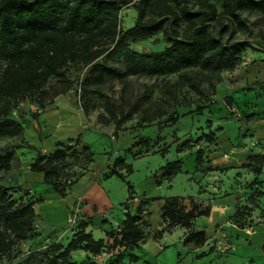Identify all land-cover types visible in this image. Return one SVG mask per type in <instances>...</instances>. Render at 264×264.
Listing matches in <instances>:
<instances>
[{
  "label": "rangeland",
  "instance_id": "374dc122",
  "mask_svg": "<svg viewBox=\"0 0 264 264\" xmlns=\"http://www.w3.org/2000/svg\"><path fill=\"white\" fill-rule=\"evenodd\" d=\"M140 1L132 0V4L145 9L142 21L154 18L161 28L173 29L150 10L161 0ZM207 3L221 13L222 0ZM132 4L120 13L123 31L137 21ZM189 6L192 12L199 8L193 2ZM223 23L226 30L220 38L246 49L233 72L189 71L201 85L199 96L180 84L177 75L128 77L124 84L106 81L83 93L79 84L85 69L78 65L67 74L72 87L62 95L53 97V88L59 83L51 78L41 97L27 96L16 102L9 117L22 131L14 137L0 136V156L12 157L9 171L0 167V183L14 201L33 204L37 221L34 235L4 256L0 264H49L57 247L72 239L81 221L89 224L85 233L103 240L104 248L97 257L72 254V261L111 264L123 252V245L119 237L108 238L106 233L118 229L125 213L122 204L131 213L138 208L142 212L145 243L133 252L138 258L135 264H264V169L260 184L253 185L251 172L245 168L250 157L264 155V15L240 11ZM213 29L217 33L222 30L219 25ZM169 45L157 33L127 44L125 50L157 53ZM122 53L107 64L122 71ZM2 67L0 60V71ZM228 94L242 111L237 110L239 116L234 117L236 110L230 113L235 104H227ZM106 101L114 108L113 118L105 110ZM177 108L181 117L171 125L167 119L177 114ZM152 117L157 118L147 123ZM183 142L188 149L178 153ZM58 148L68 155L59 183L68 187L76 182L65 198L48 191L39 174L29 170L37 152L47 157ZM88 149L94 154L92 161L86 156ZM198 150L202 151L200 166L195 164ZM116 158L132 167L123 180L105 178ZM176 161L181 163L180 173L165 182L163 167ZM213 168L216 170L207 176ZM126 183L134 191L129 202ZM173 197L181 199L187 209L192 202L209 209L215 205L211 219L201 217L194 224L196 231H205V245H213L209 250L199 253L183 246L182 229L164 232L161 207L165 199ZM129 256L125 254L123 264H134Z\"/></svg>",
  "mask_w": 264,
  "mask_h": 264
},
{
  "label": "trees",
  "instance_id": "16d2710c",
  "mask_svg": "<svg viewBox=\"0 0 264 264\" xmlns=\"http://www.w3.org/2000/svg\"><path fill=\"white\" fill-rule=\"evenodd\" d=\"M191 2L198 5L197 11H191ZM130 4L132 0H0V60L3 62L0 71V136L14 137L22 131L21 125L9 117L17 101L27 96L41 97L51 78L58 79L59 83L53 88V97L62 95L72 87L67 74L71 67L78 65L85 69L79 84L83 93L91 86H103L106 81L124 84L128 77L158 79L177 75L180 84L199 96L202 94L201 85L189 71L233 72L246 49V46L230 44L220 38L226 30L223 22H230L240 11L264 15V0H222L221 13H217L207 0H161L154 2L150 10L155 16L167 20L173 29L161 28L154 18L142 21L145 9L141 4H132L137 21L123 31L120 13ZM215 25L222 30L215 32ZM157 33H161L170 44L162 51L136 53L125 50L127 44L143 41ZM119 51H123L122 71L107 64ZM102 58L104 62H100ZM227 104H233L231 97ZM178 109L176 115L167 119L171 125L181 117ZM105 110L110 118L115 116L109 101H106ZM156 118H149L146 122L151 124ZM187 146V142L181 143L177 152L188 149ZM86 153L88 160L92 161V151L88 149ZM201 155L202 151L198 150L196 166L202 164ZM11 158L9 154L0 156V167L4 171L10 170ZM67 159V151L61 148L47 157L37 152L29 167L30 172L41 175L42 184L59 198H65L76 184L64 187L59 183L60 174L67 168ZM180 164L179 161L166 163L163 167L165 182L170 183L180 173ZM245 168L256 177L252 184H260L257 177L264 169V155L250 157V165ZM131 173V165L116 158L105 178L123 180L124 174ZM126 184V202H129L134 191L130 183ZM121 207L125 210L123 221L115 232L106 233L108 238L119 237L123 245V252L116 255L111 264H123L126 253L130 254V262L135 264L138 258L133 252L145 243L140 227L142 212L138 208L131 213L125 204ZM209 214V207L192 202L187 209L176 197L165 199L161 207L164 232L177 228L184 230L182 244L192 249L202 248L207 241L204 231L194 229V222ZM36 221L33 204L14 201L9 190L0 183V261L34 235ZM88 225L81 221L72 239L57 247L49 264H76L71 259L74 252L97 257L104 242L85 233ZM113 240L116 242L115 238Z\"/></svg>",
  "mask_w": 264,
  "mask_h": 264
},
{
  "label": "crops",
  "instance_id": "0c3cea01",
  "mask_svg": "<svg viewBox=\"0 0 264 264\" xmlns=\"http://www.w3.org/2000/svg\"><path fill=\"white\" fill-rule=\"evenodd\" d=\"M218 88H219V87H217V89H216V93H218ZM228 97H231L233 103L235 104V106L231 108L232 111H230V113H233V112H235V110H236L237 114H235L234 117L239 116L238 111H240V112H242V111L237 107L236 102H235V99H234L230 94H228ZM237 110H238V111H237ZM241 168H242V167H241ZM214 169H215V168L209 170V172H207V176H209L210 172H211L212 170H214ZM215 170H216V169H215ZM218 170H219V169H218ZM250 174H251V175H250ZM249 175H250V180H249V181L253 182L254 179H255L256 177H255V176H252V175H253L252 173H249ZM38 176L41 177V175H38ZM207 176H206V177H207ZM41 180H42V177H41ZM257 181L260 182V181H259V177H257ZM56 196H57V195H56ZM57 197H58V196H57ZM58 198H59V197H58ZM173 198H174V197H173ZM167 199H168V198H167ZM198 204H202V203L198 202ZM121 208H122V207H121ZM210 210H211V211H210V214H209V216L207 217L208 220L211 219L212 216L214 215L213 212L215 211V205L211 206ZM123 219H124V215H123V218H122V220L120 221V223L123 221ZM195 222H196V220H195ZM195 222H194V224H195ZM120 223H119V225H120ZM199 231H204V230H199ZM204 232H205V231H204ZM162 241H163V240H162ZM212 246H213V245L211 244L209 247H207V244H206V245H204L202 248L194 249V251H198L199 253H202L206 248H207V250H209V248H211ZM75 253H77V252H74V253H72V254H75ZM77 254H78V253H77ZM71 256H72V255H71Z\"/></svg>",
  "mask_w": 264,
  "mask_h": 264
}]
</instances>
